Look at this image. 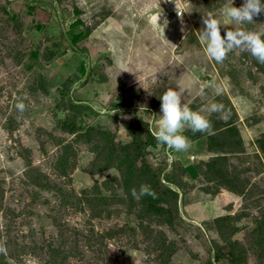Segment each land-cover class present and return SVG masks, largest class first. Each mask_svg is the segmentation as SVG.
I'll return each instance as SVG.
<instances>
[{
	"label": "rangeland",
	"instance_id": "1",
	"mask_svg": "<svg viewBox=\"0 0 264 264\" xmlns=\"http://www.w3.org/2000/svg\"><path fill=\"white\" fill-rule=\"evenodd\" d=\"M228 3L0 0V264H264V63L201 42ZM174 87L227 117L179 152L153 136Z\"/></svg>",
	"mask_w": 264,
	"mask_h": 264
},
{
	"label": "clouds",
	"instance_id": "2",
	"mask_svg": "<svg viewBox=\"0 0 264 264\" xmlns=\"http://www.w3.org/2000/svg\"><path fill=\"white\" fill-rule=\"evenodd\" d=\"M182 8V7H177ZM183 11V8H182ZM174 11V17L177 16ZM264 13V0H242L239 6H234L232 0L222 7L219 16L208 14L203 16V27L201 29V42L206 55L217 62L225 57L226 53L233 48L247 51L258 63H264V32L243 27L246 23L253 21V17ZM163 23H166L165 21ZM163 23H160L163 25ZM225 28L223 36L220 27ZM212 86V85H208ZM181 89L179 87L167 88L160 95V111L157 126L153 132L155 140L174 151H185L191 146L189 138L184 134L185 128L192 132L211 133L212 113H220V118H227L222 111V105L211 102L203 109H194L181 101ZM221 88L215 86V94L219 95ZM15 107L22 111L24 104L18 102ZM134 198L139 196H153L154 192L147 184H141L130 189Z\"/></svg>",
	"mask_w": 264,
	"mask_h": 264
},
{
	"label": "built area",
	"instance_id": "3",
	"mask_svg": "<svg viewBox=\"0 0 264 264\" xmlns=\"http://www.w3.org/2000/svg\"><path fill=\"white\" fill-rule=\"evenodd\" d=\"M182 8H178L177 10H176V12H175V14L177 15V16H179V15H181L182 14Z\"/></svg>",
	"mask_w": 264,
	"mask_h": 264
}]
</instances>
